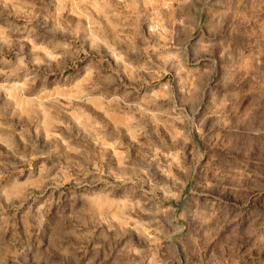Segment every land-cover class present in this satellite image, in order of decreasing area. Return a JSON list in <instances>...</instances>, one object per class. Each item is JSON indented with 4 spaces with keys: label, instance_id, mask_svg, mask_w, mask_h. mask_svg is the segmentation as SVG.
<instances>
[{
    "label": "clouds",
    "instance_id": "clouds-1",
    "mask_svg": "<svg viewBox=\"0 0 264 264\" xmlns=\"http://www.w3.org/2000/svg\"><path fill=\"white\" fill-rule=\"evenodd\" d=\"M0 264H264V0H0Z\"/></svg>",
    "mask_w": 264,
    "mask_h": 264
}]
</instances>
